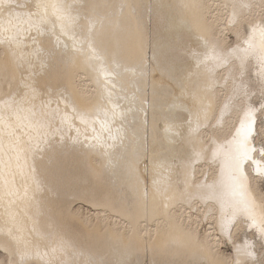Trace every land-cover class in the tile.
<instances>
[{
	"label": "bare ground",
	"instance_id": "1",
	"mask_svg": "<svg viewBox=\"0 0 264 264\" xmlns=\"http://www.w3.org/2000/svg\"><path fill=\"white\" fill-rule=\"evenodd\" d=\"M262 31L264 0H0V264H264Z\"/></svg>",
	"mask_w": 264,
	"mask_h": 264
},
{
	"label": "rangeland",
	"instance_id": "2",
	"mask_svg": "<svg viewBox=\"0 0 264 264\" xmlns=\"http://www.w3.org/2000/svg\"><path fill=\"white\" fill-rule=\"evenodd\" d=\"M233 42H234V37H233V35H230V43H233ZM262 95H263L262 92H259L258 89L254 93V95H253L254 98H252V100H253L252 102H253V104L255 106L260 107L262 105V102H264V95L263 96ZM260 109H261V115L259 116L260 118H259V122H258V129L262 128L261 130H264V128H263L264 127V111H263V107L262 108L260 107ZM261 126H263V127H261ZM259 132H260V130H259ZM258 139L260 140V141H258V144L264 145V136H262V134H258ZM261 190L264 192V182L261 183ZM79 205H81V207H83V212L87 216H90V215L95 213L94 209L91 206H89V205H87L85 203H81ZM209 228L210 227L208 226V223L205 221L200 226V232L203 234L204 232L208 231ZM240 238H241V236L238 237V240ZM223 241L224 242L221 241V246H220L221 250L220 251H222V253H224L229 259L233 260V257H235V254L233 256V253H234L233 246H231L230 242H227L226 240H223ZM263 252H264V247H263ZM262 256H264V254ZM263 263H264V260H263Z\"/></svg>",
	"mask_w": 264,
	"mask_h": 264
},
{
	"label": "snow or ice",
	"instance_id": "3",
	"mask_svg": "<svg viewBox=\"0 0 264 264\" xmlns=\"http://www.w3.org/2000/svg\"><path fill=\"white\" fill-rule=\"evenodd\" d=\"M51 6L57 14V19H62L63 16L58 5L53 3ZM38 7H40V5H38ZM43 7L46 9L48 5H43ZM261 37L262 39H264V31L261 32ZM261 107H264V103H262ZM254 125L255 119L252 110H249L246 122H242L239 129V135L241 136V140L239 141L238 151L243 159H251L250 152L254 151V149L248 147V140L255 131Z\"/></svg>",
	"mask_w": 264,
	"mask_h": 264
}]
</instances>
